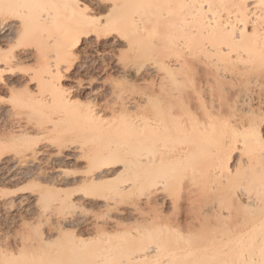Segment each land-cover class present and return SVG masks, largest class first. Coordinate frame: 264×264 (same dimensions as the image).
Listing matches in <instances>:
<instances>
[{
    "label": "rangeland",
    "instance_id": "rangeland-1",
    "mask_svg": "<svg viewBox=\"0 0 264 264\" xmlns=\"http://www.w3.org/2000/svg\"><path fill=\"white\" fill-rule=\"evenodd\" d=\"M79 3L81 7L82 5L87 7L84 9L85 14L89 16L94 14L95 20L100 16L98 12L91 10L90 0H80ZM2 9L0 11L6 14L2 12L1 15L6 17L13 12L11 9L8 11L6 7ZM112 20L116 21L117 19L113 17ZM68 22L57 25L58 27L56 25L45 27L34 22L28 23L32 30L31 34H27L25 39L13 38L16 41L5 36L6 34H0V51L3 54L18 53L26 45H32L30 47L33 51L35 50V54L37 53L35 55L37 57L33 59H21L15 64H10L13 71L2 76L8 84L0 85V156L4 157L6 161L15 157L19 162L12 165L7 161L2 166L0 165V174L13 175V181H0V195H4L6 200L14 201L10 210L4 214L3 220L0 221V251L15 241L27 244L33 242L37 248L33 250L34 255L31 254L36 256L51 251L54 253L53 250L61 249L75 242V239L68 237L49 246L41 242V236L47 229V222L42 218L41 213L42 211L46 212L45 210L63 213V210H59L62 207L57 209L53 204L57 198L63 195L69 196L73 187L62 185L59 186L62 191H51L47 186L50 185L51 178H56L59 172L69 178L79 179L89 170L88 159L84 156H75L71 159L59 160L54 151L48 152L45 156L38 155V152L45 141L62 146L63 143L72 140L88 143L100 139L104 132L93 127L91 120L93 122L96 115H103L109 119L113 112L116 113L114 122L119 127H124L123 124L131 121L134 122V125H139L138 131H135L134 128V130L132 128L129 130L131 132L128 131L127 136L129 139L132 138V140L130 139L131 146L134 144L133 139L136 136H139L136 139H145L144 142L148 140L147 144L142 142L143 144H137L138 146L128 147V151L133 156L139 157L145 154L153 158L160 151L167 152L164 153L166 155L162 153L164 157L160 160L155 158V161L153 160L150 165H141L139 162L137 163L136 159L129 161L123 157L122 161L128 162L127 164L131 167L130 173L122 178L114 179L108 186L101 187L96 191L98 195L104 196L121 185L130 184V188L123 194L115 195V200L119 210H124L139 200L133 216L115 217L113 211L110 212L100 206H91L84 202L75 203L77 205L68 204L73 205L71 207L67 205L68 208L65 206L64 211L82 216L83 219L90 222L92 230L103 235L105 239L91 240L85 250L86 257L83 255L85 259L88 257L89 260L91 258L94 260L103 253L106 255L102 250L107 245L121 243L127 246L123 249L131 248L129 251H132L141 244L168 245L182 240L212 238L213 235L215 236V234H211L214 233L212 229L218 233L219 230L220 233L230 231L231 220L225 221L222 215H225V211L229 209H236L235 203L238 197L246 194L239 192L238 188L249 185L248 180H245V177L249 176L245 172H249V170L243 164L239 172L230 175L229 172L232 170L236 158L230 161L222 160L218 164H214L211 163V157L209 158V155L204 153H211L209 149L214 144L234 137L236 130L247 123L255 125L257 133L264 137V107L258 105V99L264 97V78L262 79L264 65L257 69V82L252 83L246 80H239L241 81L239 82L230 78L213 82L207 77L205 78V71L202 68L195 66L192 68L188 66L165 68L164 58L172 55V52L162 49H147L150 51L147 52V46L144 47L140 37L141 42L137 38H133L137 41L132 42V35L127 34L128 38L132 40L131 46L115 47L112 45L115 35L110 34L109 27H104L102 24L101 28H97L99 39L96 40L94 36L96 33H93L90 37H80L77 40L76 37L74 38L76 35L71 36L70 34L73 33L71 30L73 22L71 25ZM67 29L71 31L67 32ZM46 35L59 37V41H64L69 37V48L66 49L62 46V42L47 46V48L43 47L42 41ZM71 42L75 43L72 45ZM2 52L0 53L2 54ZM113 63L140 68L142 76L125 77L112 69ZM149 64L154 65L157 71L154 73L143 72ZM54 65H58L63 75L66 76L61 81V86L70 93L69 99L72 105L70 104L68 107H64L62 104L60 106L59 101L51 103V100L48 99V95L52 93L49 92L50 87L47 83H42L47 69ZM32 77L40 81L38 82L41 87L35 88L34 85L28 84V79ZM50 91L52 90L50 89ZM53 94L55 95V97L52 96L53 99L57 98V95L59 96L58 93ZM127 105L131 106L128 110L129 113L127 112L128 115L125 114L126 112L120 113ZM53 113L65 114L68 118V120L66 118L67 122L65 120L58 123L55 129L51 128ZM150 118H153L162 130L159 128L157 130L159 132L151 133V129L147 126ZM259 120L263 121L260 122L262 125ZM254 122H258L257 124H260L261 127ZM76 126L77 128H75ZM203 129L208 133L205 134V137L209 136L206 139L204 136L202 137ZM199 131H202L201 135L198 134ZM194 135L198 136L197 138L200 136L205 139H203L204 141L201 139L199 144L203 148H195L197 154L191 152L190 158L186 156L187 159L185 157L180 161L176 158V160L173 159V156H167L176 148L185 147L187 144L191 145L196 139ZM153 137L156 140L161 139L158 141L161 143V147L160 143L156 144L153 139V142H149V139ZM129 139L125 135L122 142ZM173 149L174 151H172ZM199 151L200 153L202 151L200 156ZM151 190L164 196L165 202L141 203L139 198ZM249 192L250 202L253 194L252 191ZM31 195L35 197L31 201V205L35 204V206L30 208L23 205L20 207L18 198ZM242 198L245 199V195ZM252 202H254L253 198ZM51 207L54 208L51 209ZM25 208L26 210L29 208L31 211L26 213ZM108 217L112 219L109 224L111 226L105 224ZM150 218H154V220L150 221ZM21 220L32 223V227L24 226ZM112 225H116V229ZM188 231L192 233L190 234ZM91 233L82 230L75 231L76 236H80L81 240L92 238ZM118 250L115 249V251ZM24 254L26 253H23L21 258L26 256ZM17 261L18 263L22 262L21 259ZM17 261H11L0 254V264H16Z\"/></svg>",
    "mask_w": 264,
    "mask_h": 264
},
{
    "label": "bare ground",
    "instance_id": "bare-ground-1",
    "mask_svg": "<svg viewBox=\"0 0 264 264\" xmlns=\"http://www.w3.org/2000/svg\"><path fill=\"white\" fill-rule=\"evenodd\" d=\"M79 2L80 0H0V10L6 7L8 11L9 9L13 11L7 17L1 15L3 11H0V34H6L5 36L16 41L14 39H25L27 34H31L32 30L29 26L31 22L51 27L53 25H63L64 22H68L73 18L68 23L71 25V22H73L71 25L73 33L70 34L71 36L76 35L74 38L76 37L77 40L80 37H90L93 33H96L94 35L96 40L99 39L100 35L97 28H101L103 24L104 27H109L110 31L108 32L110 34L115 35L112 41L113 46H124L125 48L131 46L132 42L137 41L134 40L136 38L138 41L143 40L144 47L147 46L146 50L162 49L172 52V55L164 58L165 68L169 69L172 66L202 68L206 73H204V76L206 75L205 78L207 77L213 82L226 80L227 78L234 79V81L257 82V69L264 65V0H90L91 10L100 14L96 20L94 14H91V16L85 14L84 9H87V7L83 5L81 7ZM3 14L6 13L3 12ZM113 17L117 20H112ZM68 30L70 29H67V32L71 31ZM127 34L132 35L133 41L128 38ZM44 38V40L42 39V45L46 48L47 46L57 45L59 42H62L61 45L66 49L70 46L68 43L69 37L64 41H59V37H49L47 35ZM74 43L71 42L72 45ZM30 46L26 45L18 53L3 54L0 51L2 52V54L0 53V85L8 84L2 76L13 71L10 68V64H15L21 59L37 57L35 56L37 53L35 54V50L33 51ZM139 46L143 47V45ZM139 46L137 48H140ZM149 50L147 52H150ZM227 67L233 68L229 69ZM112 69L125 77H136L142 74L140 68L132 65L122 66L113 63ZM156 71V67L152 64L147 65L143 70V72L147 73ZM147 73L145 74L147 75ZM43 77L44 81L42 83H47L52 90L50 91L49 89V92L52 93L48 95L51 103L59 101L60 106L68 107L71 104L70 93L61 86V81L66 77L61 72V68L58 65L51 66ZM35 79L33 77L28 79V84L34 85L35 88L41 87V84L39 85L40 81L38 80V82ZM53 93L59 94V96L57 95L58 100L57 98L53 99L55 97ZM258 105L264 107L263 96L258 99ZM127 106L123 107L124 110L121 108L123 111H120V113L126 112L125 114H127L131 107ZM115 114L113 112L109 119L103 115H94L96 117H94L95 120L93 122L91 120L93 127L104 132L102 137L96 141L86 143L72 140L63 143L62 146L45 141L38 152V155L45 156L48 152L54 151L59 160H67L75 156H84L88 159L89 170L80 176L79 179L69 178L59 172L56 178H51L50 185L47 184L51 191H62L59 189V186L62 185L64 187H73L69 196L63 195L57 198L56 201L54 200L55 205L53 204V206L57 209L62 207L59 210H63V213L60 214L61 212L57 209L60 213H54V209L53 212L52 210L51 212L45 210L46 212L42 211L41 213L42 218L47 222V229L41 236V242L49 246L65 237L73 238L75 242L61 249L53 250L54 253H51V251L49 254L45 251V254L33 256V250L37 248L33 242L27 244L15 241L0 251L2 257L11 261L21 259L22 262H19L20 264H264V137L257 133L258 131L254 127L255 125H251L252 123H247L237 129L234 137L226 138L223 142L214 144L209 149L211 153L203 152L205 155L208 154L209 158L211 157V163L213 162L214 164H218L222 160L230 161L236 158L233 168L229 172L230 175L239 172L243 164L250 172H245L249 175L245 177L249 185L238 188L239 192L246 193L244 194L245 199L242 198L244 195L241 193L243 196L238 197L235 203L236 209H229L225 211V215H222L225 221L227 219L231 220L230 231L220 233L219 230L218 233L212 229L214 233L212 232L211 234H215L212 238L182 240L168 245L157 243L141 244L137 245L132 251H129L131 248L123 249L127 246L121 243L111 246L107 245L102 250L105 251L106 255L101 251L104 256H98L94 260L91 258L90 260L92 261L87 257L90 261L87 262V259H85L87 252L85 250L89 246L88 243H91V240L105 239L103 235L92 230L90 222L83 219L82 216L71 212L69 214V211L66 212L64 209L68 204L77 205L75 203L84 202L91 206H100L110 212L113 211L115 217L133 216L135 214V206L139 200L135 202L136 204H131L124 210L117 208V201L115 200V195L123 194L130 188V184L121 185V187L109 191L104 196L98 195L96 191L101 187L108 186L114 179L122 178L130 173L131 167L127 164L128 162L122 161L123 157L129 161L136 159L138 160L137 163L139 162L141 165H150L153 160L155 161V158L160 160L164 157L161 151L153 158L145 154L138 155L139 157L133 156L128 151V147L131 146L130 139L132 140V138L129 139L127 134L131 132L129 131L131 128L138 131L139 125H134L132 121L130 123L126 121L127 123L123 124L124 127H119L114 122ZM53 115L54 117L50 124L53 129L56 128L58 123L64 122L67 118L62 113H53ZM260 120L259 123L261 122ZM68 124L70 125L69 122ZM71 124L74 125L73 123ZM260 124H257V126L261 127L262 124ZM147 126L151 129V133L159 132L157 130L161 128L153 118H150ZM202 131H199L198 134L202 132L204 133L202 137L208 138L209 136L205 137V134L208 133L206 131L205 133L204 129ZM259 132L261 133V131ZM125 135L129 140H125L126 142L124 141L123 143L122 139L123 137L125 138ZM138 137L136 136V138ZM194 137L196 139L193 138L194 142L192 141L191 145L187 144L185 147L176 148L175 151L173 149L172 151L174 152L169 153L172 155L167 154V156H173V159L176 158L179 161L182 158L185 159L186 156L190 158L189 154L191 152L196 153L197 151L195 150L197 149L195 148L200 147L201 139L202 141L205 140L200 138V136L197 138L198 136L194 135ZM136 138L134 137L133 139V145L143 144L142 142L145 139ZM150 139L149 142L155 140L156 144L159 140L161 141V139L156 140L154 137ZM146 141L148 142V140ZM146 141L144 144H147ZM156 144L154 145L157 146ZM200 148H203V146ZM200 154H202V151L201 153L199 151V156ZM7 161L12 165L18 162L15 157H11ZM7 161L0 156L1 166ZM12 179L13 175L8 173L0 174V181H11ZM249 191H252L253 194L254 202H252V198L250 201L252 203L249 202ZM33 198L35 199L33 195L19 197V206L25 205L30 208L35 206V204L31 205ZM139 199L142 201L141 203H148L149 201H153L154 204L159 201L161 203L165 202V197L160 196L159 192L154 190ZM13 202L12 199L6 200L4 195H0V221L3 220L4 214L10 210ZM73 205L68 206L71 207ZM29 211L31 209L29 210L28 208L26 213H29ZM149 220L153 221L154 218ZM111 222V217H108L105 224L109 225ZM23 225H28L31 228L33 224L23 221ZM76 230H82L87 233L92 232L90 235L93 236L88 240H81L80 236H76ZM115 249L119 250L115 251ZM23 253H26L24 254L26 256L22 257V259ZM19 263L17 261L16 264Z\"/></svg>",
    "mask_w": 264,
    "mask_h": 264
}]
</instances>
